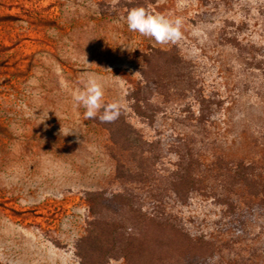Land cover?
I'll return each mask as SVG.
<instances>
[{
    "label": "rangeland",
    "instance_id": "rangeland-1",
    "mask_svg": "<svg viewBox=\"0 0 264 264\" xmlns=\"http://www.w3.org/2000/svg\"><path fill=\"white\" fill-rule=\"evenodd\" d=\"M132 4L182 18V38L159 45L130 32ZM231 38L264 44V0H188L183 8L177 0H0V264H79L86 191L134 186L115 177L107 130L72 100L89 74L101 78L106 103L119 100L127 121L159 141L160 174L176 160L174 144L191 138L206 164L217 155L254 162L264 184V80ZM150 47L173 48L183 61L166 72L167 94L153 96L151 124L126 99ZM204 183L184 204L165 196V207L189 232L216 242L211 264H264V206L233 196L229 211L216 199L219 185ZM149 186L138 190L145 208Z\"/></svg>",
    "mask_w": 264,
    "mask_h": 264
},
{
    "label": "trees",
    "instance_id": "trees-1",
    "mask_svg": "<svg viewBox=\"0 0 264 264\" xmlns=\"http://www.w3.org/2000/svg\"><path fill=\"white\" fill-rule=\"evenodd\" d=\"M230 40L242 63L258 70L264 80V44L257 47L252 41L243 44L236 38ZM142 57L140 78L129 88L126 99L132 112L151 124L158 110L153 96L167 94L171 83L166 72L180 70L183 61L173 48L150 47ZM197 102L196 121L202 124L206 99L200 97ZM92 121L109 134L115 177L134 186L113 192L86 191L89 219L84 235L75 243L79 264H108L111 259H122L125 264H211L216 242L203 233L189 232L163 202L169 195L181 204L186 203L193 193L207 188L204 182L208 179L219 185L221 192L216 199L229 211L235 207L233 196L248 206H264V184L260 183L254 162L217 155L206 164L194 141L182 138L172 147L176 157L172 167L160 174L155 167L160 158L159 141L146 140L127 121L122 108L119 119L113 123H101L98 118ZM141 185H150V208H145V195L138 191Z\"/></svg>",
    "mask_w": 264,
    "mask_h": 264
},
{
    "label": "clouds",
    "instance_id": "clouds-1",
    "mask_svg": "<svg viewBox=\"0 0 264 264\" xmlns=\"http://www.w3.org/2000/svg\"><path fill=\"white\" fill-rule=\"evenodd\" d=\"M187 3L188 0H177V7L183 8ZM125 22L130 32L151 38L159 45L175 44L182 38V18L170 19L165 15L152 14L144 7L131 8ZM81 84L82 88H77L71 95L75 106L84 108L85 120L98 118L101 123H113L119 119L121 103L119 100L105 102L101 78L89 74Z\"/></svg>",
    "mask_w": 264,
    "mask_h": 264
}]
</instances>
